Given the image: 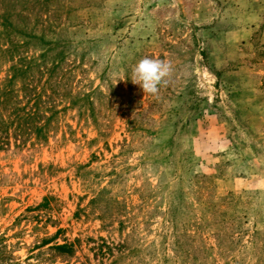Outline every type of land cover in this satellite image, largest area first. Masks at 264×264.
I'll use <instances>...</instances> for the list:
<instances>
[{"label": "rangeland", "instance_id": "1", "mask_svg": "<svg viewBox=\"0 0 264 264\" xmlns=\"http://www.w3.org/2000/svg\"><path fill=\"white\" fill-rule=\"evenodd\" d=\"M3 89L0 264H264V0H0Z\"/></svg>", "mask_w": 264, "mask_h": 264}, {"label": "clouds", "instance_id": "2", "mask_svg": "<svg viewBox=\"0 0 264 264\" xmlns=\"http://www.w3.org/2000/svg\"><path fill=\"white\" fill-rule=\"evenodd\" d=\"M171 72L172 66L169 62L145 57L134 66L131 80L134 84L140 85L145 94L158 95Z\"/></svg>", "mask_w": 264, "mask_h": 264}, {"label": "trees", "instance_id": "3", "mask_svg": "<svg viewBox=\"0 0 264 264\" xmlns=\"http://www.w3.org/2000/svg\"><path fill=\"white\" fill-rule=\"evenodd\" d=\"M9 70L11 74L5 79L8 85H10L14 79L15 68L11 66ZM12 100L13 99L11 98V92L9 89H3L0 91V148L4 144V137L8 134L10 129L14 126L21 127L22 125L27 127L31 121L30 115H23V117L19 115L20 109L18 110L13 105ZM21 132L22 134L24 133L23 131Z\"/></svg>", "mask_w": 264, "mask_h": 264}]
</instances>
